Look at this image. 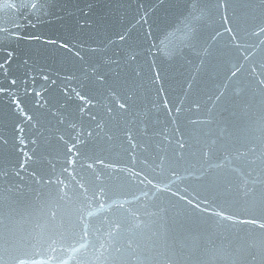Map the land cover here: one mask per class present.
Segmentation results:
<instances>
[{"label": "water", "instance_id": "water-1", "mask_svg": "<svg viewBox=\"0 0 264 264\" xmlns=\"http://www.w3.org/2000/svg\"><path fill=\"white\" fill-rule=\"evenodd\" d=\"M26 2L0 0V264H264V0Z\"/></svg>", "mask_w": 264, "mask_h": 264}, {"label": "snow or ice", "instance_id": "snow-or-ice-1", "mask_svg": "<svg viewBox=\"0 0 264 264\" xmlns=\"http://www.w3.org/2000/svg\"><path fill=\"white\" fill-rule=\"evenodd\" d=\"M25 7H30L32 8V12L30 13V15H34L36 17V21H39V15L41 13V11H44V14H45V10H47L50 6H51V3L49 2H45V0H27V2L24 4ZM220 7H227V0H224V3L223 4H219ZM31 27H35L36 24L35 23H32L30 25ZM229 31H231V29H229ZM121 40H125L126 37L125 36H121L120 37ZM17 39H20V37H17ZM29 39H36V40H39L40 37L39 36H31L29 37ZM44 43L46 44H53L55 45L56 44V41L55 40H45ZM60 47L62 48H67L68 47V44L67 43H62L60 45ZM11 57H12V52L10 51L8 53V59H6L4 61V63H0V69H3L5 67L6 64L10 63L11 61ZM12 84H15L16 81L15 80H12L11 81ZM6 89L0 87V92L2 91H5ZM79 95V93L77 94ZM80 99L81 100H84L86 99L84 96H80ZM127 105L122 103L120 105L121 108H125ZM71 151V149H69V152Z\"/></svg>", "mask_w": 264, "mask_h": 264}]
</instances>
